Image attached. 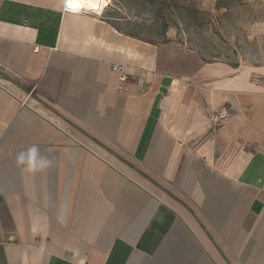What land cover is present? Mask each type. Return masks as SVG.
<instances>
[{
  "label": "crops",
  "instance_id": "0c3cea01",
  "mask_svg": "<svg viewBox=\"0 0 264 264\" xmlns=\"http://www.w3.org/2000/svg\"><path fill=\"white\" fill-rule=\"evenodd\" d=\"M65 5L0 0V264H264V57L162 73Z\"/></svg>",
  "mask_w": 264,
  "mask_h": 264
},
{
  "label": "rangeland",
  "instance_id": "374dc122",
  "mask_svg": "<svg viewBox=\"0 0 264 264\" xmlns=\"http://www.w3.org/2000/svg\"><path fill=\"white\" fill-rule=\"evenodd\" d=\"M104 11L124 35L157 46L173 75L191 76L209 63L236 66L264 57V1L111 0Z\"/></svg>",
  "mask_w": 264,
  "mask_h": 264
},
{
  "label": "built area",
  "instance_id": "2783aa9c",
  "mask_svg": "<svg viewBox=\"0 0 264 264\" xmlns=\"http://www.w3.org/2000/svg\"><path fill=\"white\" fill-rule=\"evenodd\" d=\"M66 5L64 10L66 12H71V10H69L68 6ZM113 68L115 71H120V72H122V70L124 69L122 66H114ZM120 80L122 82H126L128 81V77L122 74ZM231 117H232V111L229 108H224L218 112L211 110L207 111V119L208 122L211 124V130L213 133H215L222 126L224 122L230 120Z\"/></svg>",
  "mask_w": 264,
  "mask_h": 264
},
{
  "label": "bare ground",
  "instance_id": "6f19581e",
  "mask_svg": "<svg viewBox=\"0 0 264 264\" xmlns=\"http://www.w3.org/2000/svg\"><path fill=\"white\" fill-rule=\"evenodd\" d=\"M111 0H65L69 10L71 12L81 11V10H91L93 13L101 15L104 9L109 5ZM72 6H69V5ZM87 8V9H84Z\"/></svg>",
  "mask_w": 264,
  "mask_h": 264
},
{
  "label": "trees",
  "instance_id": "16d2710c",
  "mask_svg": "<svg viewBox=\"0 0 264 264\" xmlns=\"http://www.w3.org/2000/svg\"><path fill=\"white\" fill-rule=\"evenodd\" d=\"M173 1V0H172ZM177 1H184V0H177ZM176 4H177V2H175ZM158 69L162 72V73H166V74H170L168 71H166L165 70V68H164V65H163V63H162V61H161V57H160V54H159V58H158ZM200 69V68H199ZM198 69V70H199ZM197 70V71H198ZM196 71V72H197ZM195 74V73H194ZM194 74H191V75H194ZM179 76V75H178Z\"/></svg>",
  "mask_w": 264,
  "mask_h": 264
},
{
  "label": "snow or ice",
  "instance_id": "6c2138e0",
  "mask_svg": "<svg viewBox=\"0 0 264 264\" xmlns=\"http://www.w3.org/2000/svg\"><path fill=\"white\" fill-rule=\"evenodd\" d=\"M69 6H72L71 4Z\"/></svg>",
  "mask_w": 264,
  "mask_h": 264
}]
</instances>
